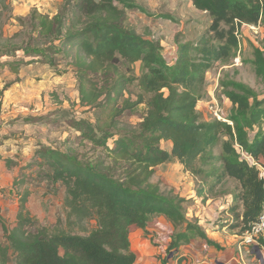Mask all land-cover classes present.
<instances>
[{
    "label": "trees",
    "instance_id": "obj_1",
    "mask_svg": "<svg viewBox=\"0 0 264 264\" xmlns=\"http://www.w3.org/2000/svg\"><path fill=\"white\" fill-rule=\"evenodd\" d=\"M0 0V16L8 11ZM211 17L209 38L177 42V58L171 64L160 41L148 38L127 25L124 9H145L135 0H62L55 15L33 9L27 18L26 40L16 43L0 37V65L13 71L27 64L53 66L56 56L71 59L78 72L81 104L100 109L94 123H79L84 137L102 150L103 157L85 160L72 148L41 146L35 161L47 167L46 175L66 187L65 222L39 226L27 208L29 193L20 198L17 223L3 224L6 244L0 243V264L11 254L16 264H136L131 248V229L147 226L163 215L177 231L170 244L178 249L194 235L213 243L205 231L188 219L186 198L165 194L151 182L156 167L172 159L191 175L213 176L199 190L203 196L225 179L238 182L234 198L241 202L237 215L243 233L254 223L264 205V130L253 138L250 130L264 123V95L240 82L224 83L225 95L234 105L230 118L201 121L197 105L204 97L205 74L212 62L228 64L239 45L237 30L243 24L258 25L264 17V0H193ZM121 4L123 8L118 5ZM23 36L17 34V37ZM20 53L22 60L17 61ZM15 61H1L2 58ZM6 62V63H4ZM143 64L140 76H126L120 64ZM253 64L264 83V51L255 49ZM90 76L104 79L91 83ZM138 83L137 100L124 98L129 84ZM144 103L148 109L137 127L129 129L120 117ZM113 140L110 146L108 141ZM170 141V150L162 143ZM220 146V154L213 153ZM10 160L0 154V161ZM7 159V160H6ZM213 160L221 169L208 171ZM262 167V168H260ZM238 207L229 208L232 213ZM95 221L89 229L87 223Z\"/></svg>",
    "mask_w": 264,
    "mask_h": 264
},
{
    "label": "rangeland",
    "instance_id": "obj_2",
    "mask_svg": "<svg viewBox=\"0 0 264 264\" xmlns=\"http://www.w3.org/2000/svg\"><path fill=\"white\" fill-rule=\"evenodd\" d=\"M135 1L145 11L124 9L127 25L148 38L160 41L163 54L171 64L178 56L177 42L196 43L210 36L209 25L212 19L206 11L197 8L193 0ZM54 2L58 5L59 11L62 0H7L6 5L9 10L4 11V14L0 16V37L12 38V41L16 43L23 42L26 40L24 36L28 29L27 26H22L17 18H27L35 8L42 14L50 15L49 13H52L55 7ZM118 6L123 8L121 4ZM21 33L23 36L17 37V34ZM237 35L239 45L235 57H232L228 64L212 62L206 70L204 97L197 105L201 121H211L217 116L230 118L233 114L234 105L225 95L224 83L240 82L252 87L260 96L264 95V83L256 75L253 64L255 49L264 51V17L258 25L239 26ZM22 59V53H20L17 61ZM1 60L15 61L8 57ZM119 69L126 76L137 77L144 71L141 62L132 65L121 63ZM90 80L93 84L104 83V79L97 76H90ZM141 93L137 82L129 84L119 102L121 103L124 98H129L133 102ZM147 109L144 103L127 109L120 117L121 124L134 129L146 114ZM99 115L100 109L81 104L78 72L71 65V59L61 53L56 56V63L53 66L32 63L22 66L18 72L13 71L8 65L0 66V154L10 160L9 164H6L4 160L0 161L1 244L7 243L3 224L9 229L16 225L19 200L26 192L29 193L27 208L37 219L39 226L53 227L58 221L64 224L66 187L48 179L47 167L36 163L31 166L29 164L35 161L36 152L41 146L62 150L72 148L83 159L89 161L103 157L102 150L84 137L78 128L81 122L94 123ZM260 129L264 130V123L250 130V138L252 139ZM113 140L109 139L110 146L113 145ZM162 147L167 149V143L163 142ZM213 153L218 156L220 146L215 147ZM213 162V165L205 167L207 172L212 168L216 169L215 172L221 169L219 161L213 160ZM185 172L184 169L179 168L178 162L172 159L155 171L151 182L159 184L165 194L186 198L187 201L184 202L186 213L190 212L189 208L197 200L194 196L204 198L201 204L207 199L215 198L222 203L230 204L229 208L237 206L235 213L226 209L223 213H228L227 216L225 218L220 216L215 221L219 222L221 228L227 225L230 232L238 235L237 244L246 247L241 244V227L231 228L232 225L241 223L237 215L241 214L242 205L234 198L238 192V182L225 179L217 184L209 195L201 196L199 190L205 186V180L214 184L213 176L191 175L193 184L185 188V179L182 177ZM178 176L181 177L183 184L174 183ZM195 216L194 213L191 221L196 220ZM155 218L159 217L156 216L153 219ZM225 219L227 223L222 222ZM95 225L94 220L87 223L89 229ZM183 229V226L174 229V234ZM136 232L138 231H135L133 227L131 240L135 248L140 245L145 247V244L160 246L158 241H154L156 237L154 231H149V236L147 235L151 237L150 242L141 244L138 239L141 240L147 236L141 229L138 233ZM174 234L166 233L165 235L163 243L165 251L159 254V260L163 264L177 256L175 253L172 254L170 248V238H173ZM196 237L199 236H193V238ZM260 248L264 256V244H261ZM247 250V254L253 259L252 264H261L256 249L247 247ZM169 256H171L170 259ZM8 264H16L15 255H10Z\"/></svg>",
    "mask_w": 264,
    "mask_h": 264
},
{
    "label": "crops",
    "instance_id": "obj_3",
    "mask_svg": "<svg viewBox=\"0 0 264 264\" xmlns=\"http://www.w3.org/2000/svg\"><path fill=\"white\" fill-rule=\"evenodd\" d=\"M54 5L53 12H48L51 16L58 12V5L55 2ZM166 143L168 145L167 149L170 150L171 142L166 141ZM4 158H6V156H4ZM167 163L168 162L157 166L156 170ZM178 165L179 168L184 169L183 165L179 162ZM182 177L185 179V188H189L190 185L193 184L191 174L186 171ZM174 183L176 185L181 184V177H176V182L174 180ZM191 197H193V195ZM194 198L197 200L194 201L195 204L193 203L189 208L190 212L187 213V217L191 220L195 213L196 220L193 222L200 225L213 243L207 242V240L200 236L192 238L188 243L181 244L178 249H172V254L175 253L177 256L171 259V256H169L170 261L166 264H252L253 259L247 254V247H242L237 244L238 235L230 232L227 229V225L221 228L219 222L215 221L220 216H223V218L227 216L228 213L225 214L223 211L226 209L229 210L230 204L222 203L215 198L207 199L204 201L205 203L201 204V200L204 199L203 197L194 196ZM158 217L159 218H155L153 221L149 222L147 229L155 232L156 237L154 241H158L160 246L155 247L145 244V247H141L140 245L135 248L131 240V248L137 256L136 264H163V262L159 260V254L165 251L163 244L164 238L166 233L173 235L175 227L165 216L160 215ZM222 222L227 223V220H222ZM135 228L136 227H134V230L139 232L140 228ZM148 236L141 238V240L138 239L139 244L150 242L151 237ZM171 239L172 238H170V241Z\"/></svg>",
    "mask_w": 264,
    "mask_h": 264
},
{
    "label": "built area",
    "instance_id": "obj_4",
    "mask_svg": "<svg viewBox=\"0 0 264 264\" xmlns=\"http://www.w3.org/2000/svg\"><path fill=\"white\" fill-rule=\"evenodd\" d=\"M217 118L224 119L220 116H217ZM262 170L264 171V168ZM241 240V244L252 249H255L256 245L261 247V244H264V205L258 219L241 234Z\"/></svg>",
    "mask_w": 264,
    "mask_h": 264
},
{
    "label": "water",
    "instance_id": "obj_5",
    "mask_svg": "<svg viewBox=\"0 0 264 264\" xmlns=\"http://www.w3.org/2000/svg\"><path fill=\"white\" fill-rule=\"evenodd\" d=\"M255 249L257 251V256H258L259 260L261 261V264H264V256H263V254L261 252V248L256 245ZM220 264H222V263H220Z\"/></svg>",
    "mask_w": 264,
    "mask_h": 264
}]
</instances>
